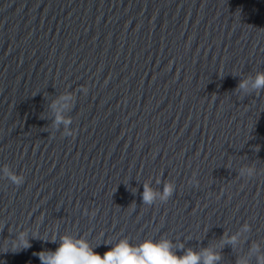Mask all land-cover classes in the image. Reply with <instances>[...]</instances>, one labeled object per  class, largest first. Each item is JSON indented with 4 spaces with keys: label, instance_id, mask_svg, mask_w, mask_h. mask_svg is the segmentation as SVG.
<instances>
[{
    "label": "water",
    "instance_id": "obj_1",
    "mask_svg": "<svg viewBox=\"0 0 264 264\" xmlns=\"http://www.w3.org/2000/svg\"><path fill=\"white\" fill-rule=\"evenodd\" d=\"M258 73L264 0H0V168L23 177L0 174V264H42L66 234L101 256L108 241L151 238L257 264ZM23 230L31 247L14 252Z\"/></svg>",
    "mask_w": 264,
    "mask_h": 264
},
{
    "label": "clouds",
    "instance_id": "obj_2",
    "mask_svg": "<svg viewBox=\"0 0 264 264\" xmlns=\"http://www.w3.org/2000/svg\"><path fill=\"white\" fill-rule=\"evenodd\" d=\"M251 83L254 89H264V73H258ZM248 85L249 82L244 81L239 87L248 90ZM68 99L70 98L61 97L60 100L54 102L52 107L54 109H62ZM62 120L67 128L69 122L64 120L62 115H58L57 124ZM73 134V132H66V135ZM0 174L12 179L17 185L23 183V177L14 175L8 166L0 168ZM241 175L251 178L256 175V170L254 168L243 169ZM174 191L175 185L168 184L161 198L166 200ZM143 198L146 204H151L155 201L156 194L150 186H145ZM248 230H250V225ZM38 237L37 226V230L33 233V238ZM55 239L56 235L54 234L53 242H55ZM59 239L60 243L55 251H41L38 253L42 264H197L202 258L204 259V264H214L215 261L220 259L212 251L194 253L189 250L185 256L180 257L173 251V245L167 239L157 241L147 238L139 243H134L129 238L124 237L114 244L112 241H108L107 245H111V247L103 256L94 251L93 245L86 238H75L66 234L59 237ZM235 241L236 237H233L231 242L235 243ZM11 247L14 252L31 247L28 231H20L18 239L12 242ZM254 249L259 252L260 245L258 243L255 244ZM257 264H264V254L257 257Z\"/></svg>",
    "mask_w": 264,
    "mask_h": 264
}]
</instances>
